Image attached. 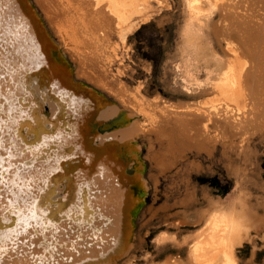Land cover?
Here are the masks:
<instances>
[{"label": "bare ground", "instance_id": "obj_1", "mask_svg": "<svg viewBox=\"0 0 264 264\" xmlns=\"http://www.w3.org/2000/svg\"><path fill=\"white\" fill-rule=\"evenodd\" d=\"M184 2L182 82L188 91L206 85L199 91L217 97L165 102L160 94L150 97L141 81L123 78V69L113 73L120 53L128 51L129 0H0L3 154L14 157L13 171L22 178L43 179L40 172L58 169L47 179L58 182L53 199L69 213L45 219L37 205L39 219H26L6 199L0 212V232L7 230L0 240L3 264H52L53 256L55 264H127L158 218L180 215L197 227L190 250L199 259L210 244L224 254L234 247L243 220L207 193L208 204L193 209V177L205 168L201 158L219 145L242 151L264 131V0H210L215 15L206 20L199 13L202 0ZM150 3L134 6L143 13ZM199 57L214 66L205 68L206 81L192 63ZM149 190L153 200L145 206ZM33 195L39 200L42 194ZM142 214L146 230L137 234ZM29 224L47 227L49 238L56 235L54 253L39 247L43 236ZM151 255L146 252V259ZM39 256L46 259H34Z\"/></svg>", "mask_w": 264, "mask_h": 264}, {"label": "rangeland", "instance_id": "obj_2", "mask_svg": "<svg viewBox=\"0 0 264 264\" xmlns=\"http://www.w3.org/2000/svg\"><path fill=\"white\" fill-rule=\"evenodd\" d=\"M165 1L168 4L162 5L159 0H151L149 7L142 13L138 6H134L137 0H129V12L132 14L133 24L128 34V51L125 54L120 53L113 65V73L118 74L120 69H123L120 73L123 78L132 84L141 81L150 97L160 94L165 102L177 100L182 96L198 100L217 97V92H207L209 94L204 92L205 95L201 91V95L199 90H202L204 85L194 84L191 86L194 91H188L182 82L181 76L184 73L178 69V63L180 65L184 62L183 56L182 58L180 56V28L185 22L189 9L184 0ZM211 10L210 0H202L199 7L200 16L206 20L215 15ZM204 59L199 57L197 60H192V63L197 64L200 72H197V75L200 74L202 76L200 78L205 80L207 69L214 71V66L205 63ZM119 64L123 66L119 67ZM211 75L213 76V72ZM208 85L211 86V83ZM248 145L242 151V147L231 151L219 145L210 156L201 158L205 162V168L195 172L193 177L196 185L195 193L198 194L193 209L197 210L208 204L204 196L207 193L208 198L212 201L219 200L223 209L233 210L238 218L243 220L242 236L240 235L235 244L233 243L234 249L232 248L228 253L230 257L214 243L207 246L205 254L201 255L200 259L199 256L192 254L190 244L197 227L187 221L183 223L184 217L180 215L168 219L158 218L151 232L147 234L144 247L132 251L126 258L128 263L136 259L134 264H264V131L256 133ZM227 151L229 154L226 153ZM159 197L161 200V194ZM152 200L153 191L149 190L145 206ZM141 211L144 214L145 207ZM143 214L138 217L135 229L137 234L146 230L145 227L141 228L139 222ZM158 236L164 238L157 241ZM159 241L162 246L160 250L157 248ZM217 249L221 250L220 253ZM146 252H150L153 256L146 259Z\"/></svg>", "mask_w": 264, "mask_h": 264}, {"label": "snow or ice", "instance_id": "obj_3", "mask_svg": "<svg viewBox=\"0 0 264 264\" xmlns=\"http://www.w3.org/2000/svg\"><path fill=\"white\" fill-rule=\"evenodd\" d=\"M3 37L0 35V40ZM3 65L0 63V72H3ZM3 87L4 81L3 76L0 75V99L3 98ZM4 111V106L0 104V114ZM2 123V121H0ZM40 140L43 141V137H40ZM30 147H37L36 145H32ZM8 151L5 148L4 140L0 137V212L3 211V205L5 200L7 199V206L11 209L14 214L25 217L26 219L38 220L39 217L36 215L37 205L39 206V212L42 217L47 219L50 213H55L60 216H67L69 213L64 211L59 207L56 200L53 197L56 195V187L58 186V182L50 183L47 177L51 174L52 171L58 170L51 168L47 172H40L37 169V172H40V176L43 179L37 178L32 179L29 176L21 177L20 171L17 169L13 171V168L16 166L11 165V159L14 157L5 156L3 153ZM8 164L6 167L5 165ZM34 166V165H33ZM11 173V177H8V174ZM13 188L18 189L19 191H13ZM33 192L41 193L39 200H37L36 196L33 195ZM5 193H8L9 197H18L17 199H11L6 197ZM64 197H60L62 201ZM12 221H8L11 223ZM29 227L34 229L36 235L43 236V242L39 245V247L45 249L46 252H55V248H53L50 244V241H56V235L53 234L50 238L45 234L48 231V228L45 227L42 231L39 230L38 225L29 224ZM58 231V229H57ZM7 235V230L0 232V240H2ZM25 235H28L26 232ZM27 241H25L26 243ZM37 245H32V247H36ZM3 251V249H0ZM34 259H38L40 261H44L46 259L45 256L34 257ZM0 264H3V260L0 259ZM52 264H55V256L52 257Z\"/></svg>", "mask_w": 264, "mask_h": 264}]
</instances>
